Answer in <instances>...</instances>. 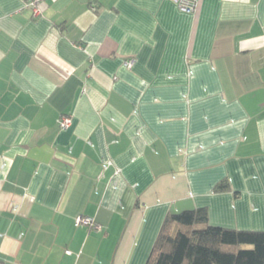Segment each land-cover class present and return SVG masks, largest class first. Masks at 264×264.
I'll return each mask as SVG.
<instances>
[{
  "label": "crops",
  "instance_id": "obj_1",
  "mask_svg": "<svg viewBox=\"0 0 264 264\" xmlns=\"http://www.w3.org/2000/svg\"><path fill=\"white\" fill-rule=\"evenodd\" d=\"M193 1L0 0V264H145L198 207L264 231V0Z\"/></svg>",
  "mask_w": 264,
  "mask_h": 264
},
{
  "label": "trees",
  "instance_id": "obj_2",
  "mask_svg": "<svg viewBox=\"0 0 264 264\" xmlns=\"http://www.w3.org/2000/svg\"><path fill=\"white\" fill-rule=\"evenodd\" d=\"M145 264H264V231L211 225L206 207L168 212Z\"/></svg>",
  "mask_w": 264,
  "mask_h": 264
},
{
  "label": "built area",
  "instance_id": "obj_3",
  "mask_svg": "<svg viewBox=\"0 0 264 264\" xmlns=\"http://www.w3.org/2000/svg\"><path fill=\"white\" fill-rule=\"evenodd\" d=\"M29 3H30V6L32 8V11L34 13V15H38L40 13V8H39V3L41 1H44V0H28ZM179 7L180 10L182 11H193V9L195 8V1L193 0H173ZM127 64H129V61L127 62ZM70 124V117L68 116H61L59 118V126L61 128H65L67 127L68 125ZM108 162L107 163H103V168H105L107 166ZM116 172L118 173L119 172V169H116ZM78 223L80 224H83V225H87V226H90V227H97V228H100L99 225H97L93 219L91 217H88V216H80L78 219H77Z\"/></svg>",
  "mask_w": 264,
  "mask_h": 264
}]
</instances>
